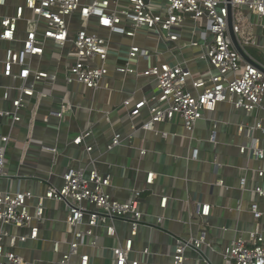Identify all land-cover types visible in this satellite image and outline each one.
Instances as JSON below:
<instances>
[{"label": "built area", "instance_id": "built-area-1", "mask_svg": "<svg viewBox=\"0 0 264 264\" xmlns=\"http://www.w3.org/2000/svg\"><path fill=\"white\" fill-rule=\"evenodd\" d=\"M229 3L234 33L251 61L239 53L230 36ZM74 16L79 17L78 22L73 21ZM0 42L5 44L1 74L15 81L4 87L3 98L12 102L13 109L0 108V124L10 117L11 129L21 122V112L29 109L33 98L36 105L45 97L59 95V107L50 110L42 122L49 124L52 116L66 119L74 108L70 85L80 84L81 94L111 90L109 77L114 72L149 80L148 94H133L122 104L131 118L147 112L135 129L137 133L156 132L160 123L176 119H181L186 130L193 133L200 120L216 112L218 104L227 102L255 119L253 124L238 125L245 138L239 145L241 154L264 161V61L247 49L252 47L264 57V0H2ZM68 43L70 48L64 53ZM186 50L193 52L191 61L184 55ZM48 54L64 64L63 82L34 65ZM111 56L121 62L110 64ZM143 59L148 66L140 69ZM199 61L206 64L197 66L195 62ZM29 80L44 81L45 87L37 90ZM14 92L16 96L12 95ZM29 110L32 121L25 141L27 149L41 122L36 108L31 106ZM217 127L215 121L210 137L213 141ZM90 135L91 129L86 128L73 142L81 145ZM168 135L162 132V136ZM12 139V130L8 134L0 132V180L9 176L8 146ZM121 142L122 135L116 133L108 150ZM44 148L56 151L55 147ZM93 149L86 147L87 152ZM140 153L145 156L147 149L142 147ZM199 156V148H193L191 158L198 160ZM224 165L214 157L217 173ZM256 171L258 178L264 180V166ZM61 177V185L47 179L44 192L38 195L30 190L13 192L0 188V224L14 230L30 228L29 235L0 230V264L42 263V259L25 258L16 248L40 238L42 227L50 219V202L63 205L66 211L63 238L52 243L53 253L60 255L59 264H93L90 249L100 247L98 230L102 228L108 238L116 240V244L103 247L110 251V264H161L155 258L160 254L149 245L141 247L138 243L142 228L164 231L165 221L164 215H157L154 222L141 209L143 189L134 190L129 199L116 198L107 190L112 176L102 174L96 165L89 170L67 166ZM155 178L156 173L149 171L146 185L153 184ZM215 184L231 188L220 175ZM239 187L252 195L249 211L256 228L240 232L218 251L205 229L198 236L167 230L172 242L165 264H215L212 252L219 253L221 264H264V207L260 201L264 198V182L250 185L243 176ZM161 199V207L167 208L169 197L164 195ZM243 200L237 205L239 211L244 210ZM211 207L209 202H199L193 217L196 219L190 222L201 226Z\"/></svg>", "mask_w": 264, "mask_h": 264}, {"label": "crops", "instance_id": "crops-1", "mask_svg": "<svg viewBox=\"0 0 264 264\" xmlns=\"http://www.w3.org/2000/svg\"><path fill=\"white\" fill-rule=\"evenodd\" d=\"M4 47L5 44L0 42V60L4 58ZM184 55L190 60L193 52L186 50ZM117 62L121 61L115 56L109 58L110 64ZM38 63L35 61L34 65L48 70L51 75H57L58 81L63 82L61 76L65 69L64 64L53 55H46ZM195 63L197 66L206 64L203 61ZM138 66L145 69L148 61L143 59ZM1 73L0 63V108L11 110L13 104L10 100H4L3 92L6 85L15 81ZM109 81L111 90L99 89L86 94H81L80 84L70 85L69 88L74 92L73 110L64 120L50 117L49 124L42 122V119L50 110L59 107L60 96L45 97L36 105V98H33L34 105L29 104V109L31 106L33 110L36 108V116L42 123L37 124L34 129V141L28 149L25 141L32 121L30 110H22L23 119L13 129L11 118H4L0 124V132L8 134L12 130L13 139L8 146L9 176L0 180V188L13 192L30 190L38 195L44 192L47 179L61 185V174L67 166H82L89 170L96 165L102 174L112 176V184L107 190L113 196L126 200L134 190L143 189L140 207L149 219L155 222L157 215L165 216L164 231L142 228L138 238L141 247L149 245L160 254L155 258L161 264L169 261L167 250L172 239L167 230L184 236L189 233L198 236L205 229L208 239L215 244L218 251L240 232L255 229L256 222L249 211L252 195L250 192H242L239 181L246 176L250 185L263 184L264 180L258 178L256 169L264 166V161L241 154L239 145L245 138L238 131V125L242 122L253 124L254 116L246 114L244 110H236L231 103L224 102L219 104L211 116L200 120L193 133L186 130L181 119L160 123L156 132L137 133L135 129L147 112L140 117L131 118L122 108V104L124 99L133 94L137 97L148 94L151 89L148 78L112 72ZM29 84H33L37 90L45 87L44 81L29 80ZM12 95L16 96L17 92ZM215 121L218 122V127L216 139L213 141L210 137L214 132ZM86 128L91 129V135L85 138L83 144H75L73 140ZM135 132L133 139L131 135ZM162 132H167L168 137L162 136ZM116 133L122 135V142L108 150V145ZM44 146L55 147L56 151L46 150ZM87 146H93L94 149L87 152ZM142 147L147 149L145 156L140 153ZM195 147L200 150L198 160L191 158L192 149ZM215 156L225 163L219 173L214 166ZM149 171H154L156 178L153 184L146 185ZM218 175L226 179L230 189L215 184ZM164 195L169 197L167 208L161 207V198ZM242 198L245 199L244 210L239 211L237 205ZM260 201L264 207V198ZM35 202L36 198L31 201L32 213ZM199 202H209L212 205L210 215L203 218L201 226L190 222L191 219H196L193 217H196L194 214ZM47 214L50 219L42 227L40 238L29 240L25 247L16 248V251L28 259H42V263L38 264H59L60 255L53 253L52 243L63 238L66 211L63 205L56 206L50 202ZM223 227H228V231L223 232ZM1 229L10 233L30 234V228L27 227L14 230L11 226L0 224ZM98 233L100 247L90 249L93 264H110V251L103 247L116 244V240L108 238L104 228L99 229ZM211 258L215 264L222 263L218 252H212Z\"/></svg>", "mask_w": 264, "mask_h": 264}, {"label": "water", "instance_id": "water-1", "mask_svg": "<svg viewBox=\"0 0 264 264\" xmlns=\"http://www.w3.org/2000/svg\"><path fill=\"white\" fill-rule=\"evenodd\" d=\"M228 26H229V33L233 40V43L236 47V49L239 51V53L247 60L251 61V58L246 54L245 50L241 47L240 43L238 42V39L236 37V34L233 30V13H232V7L229 3V18H228Z\"/></svg>", "mask_w": 264, "mask_h": 264}, {"label": "rangeland", "instance_id": "rangeland-1", "mask_svg": "<svg viewBox=\"0 0 264 264\" xmlns=\"http://www.w3.org/2000/svg\"><path fill=\"white\" fill-rule=\"evenodd\" d=\"M78 20H79V17L78 16H74L73 17V21H75V22H78ZM69 48H70V43H68L67 45H66V47L64 48V53H67L68 52V50H69ZM247 49H248V51L249 52H251L252 54H254L256 57H258L261 61H264V57H263V55L261 54V53H259L257 50H255L254 48H252V47H247ZM219 107V104H218V106H217V108Z\"/></svg>", "mask_w": 264, "mask_h": 264}, {"label": "snow or ice", "instance_id": "snow-or-ice-1", "mask_svg": "<svg viewBox=\"0 0 264 264\" xmlns=\"http://www.w3.org/2000/svg\"><path fill=\"white\" fill-rule=\"evenodd\" d=\"M0 2H2V0H0Z\"/></svg>", "mask_w": 264, "mask_h": 264}]
</instances>
